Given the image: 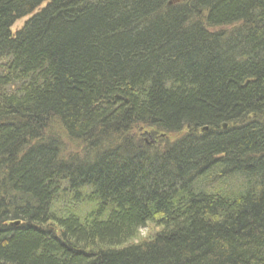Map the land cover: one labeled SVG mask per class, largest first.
Here are the masks:
<instances>
[{
	"label": "trees",
	"instance_id": "trees-1",
	"mask_svg": "<svg viewBox=\"0 0 264 264\" xmlns=\"http://www.w3.org/2000/svg\"><path fill=\"white\" fill-rule=\"evenodd\" d=\"M0 264H264V0H0Z\"/></svg>",
	"mask_w": 264,
	"mask_h": 264
},
{
	"label": "rangeland",
	"instance_id": "rangeland-1",
	"mask_svg": "<svg viewBox=\"0 0 264 264\" xmlns=\"http://www.w3.org/2000/svg\"><path fill=\"white\" fill-rule=\"evenodd\" d=\"M29 18H25V19H22L20 21H18L12 28V32L13 33H16L17 31L21 30L22 27L24 26V24L26 23V21L28 20ZM150 130H144V129H141V132L139 130V134L143 137V139L149 143L148 145L152 144L153 143V138H151L150 136ZM241 186V182L240 181H228L226 182V184L223 186L225 189V191L229 192V193H237L238 190H239V187ZM56 212L58 211L59 213H64V214H72V215H75V216H78L82 219H85L86 215L92 210L90 207H86V206H81V207H76V205H73V207H70V206H65L63 203L62 204H58L55 208ZM57 212V213H58ZM149 233L148 231L146 230H143L141 232V235L142 237H146Z\"/></svg>",
	"mask_w": 264,
	"mask_h": 264
},
{
	"label": "water",
	"instance_id": "water-1",
	"mask_svg": "<svg viewBox=\"0 0 264 264\" xmlns=\"http://www.w3.org/2000/svg\"><path fill=\"white\" fill-rule=\"evenodd\" d=\"M226 128V125L224 126V129ZM208 128H204L202 131H207Z\"/></svg>",
	"mask_w": 264,
	"mask_h": 264
}]
</instances>
